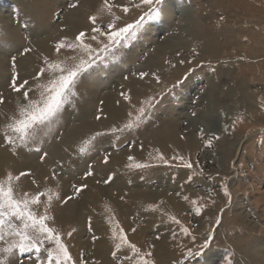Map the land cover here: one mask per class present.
Masks as SVG:
<instances>
[{
  "label": "rangeland",
  "instance_id": "1",
  "mask_svg": "<svg viewBox=\"0 0 264 264\" xmlns=\"http://www.w3.org/2000/svg\"><path fill=\"white\" fill-rule=\"evenodd\" d=\"M166 7L173 9L172 16L163 13ZM178 8L198 20V37L179 23L185 14ZM154 9L160 15L148 19ZM75 10L82 12L84 26L71 32L70 13ZM141 17L135 38L113 46L114 58L103 51L112 45L108 35ZM80 32L85 33L82 44L91 51L77 47L57 53L60 42L80 43L75 41ZM46 60L94 63L77 78L76 94L50 125L38 129L27 145L19 140L9 145L12 133L7 125L18 118V106L27 103L12 83L27 80L29 97L38 100L39 85L54 75L46 72L34 78L46 68ZM130 82L135 90L127 87ZM87 90H96L94 98ZM108 94L120 115L105 113L103 99ZM0 98V181L9 173L16 177L24 172L27 175L12 182L17 198L24 193L53 195L50 205L45 195L32 209L38 216L47 209V224L59 234L71 264H140L147 252L152 264H264V0H153L151 5L109 0L108 7L104 0H0ZM80 106H92L88 117L80 114L83 123L91 124L84 129L76 128ZM140 109L145 114L138 127L111 133L134 120ZM168 119L177 121L170 134L174 142L144 147L143 128L157 130ZM93 136L94 141L85 143ZM67 140L72 143L64 145ZM17 151V159L28 162V169L21 170L19 161L3 162ZM113 157L122 160L114 163L117 172ZM185 162L192 168L184 167ZM101 186L111 188L112 200H95L89 210L81 207L91 194L101 193ZM118 186L124 191L113 190ZM148 193L152 200L146 198ZM74 202L79 203L84 231L79 249L70 243L75 226L64 231L54 217ZM115 205L120 214L113 211ZM9 223L22 227L15 218ZM121 229L141 255L127 245L116 249ZM17 240L6 228L0 249ZM55 248L45 241L39 253L17 248L10 256L0 252V258L8 264H48V251L55 255ZM96 249H101V258L94 256Z\"/></svg>",
  "mask_w": 264,
  "mask_h": 264
},
{
  "label": "snow or ice",
  "instance_id": "2",
  "mask_svg": "<svg viewBox=\"0 0 264 264\" xmlns=\"http://www.w3.org/2000/svg\"><path fill=\"white\" fill-rule=\"evenodd\" d=\"M158 2V0H157ZM144 4L151 5L153 0H143ZM104 6H109V0H104ZM73 8L77 7L76 4L72 5ZM124 12L128 11V8L123 9ZM104 8L100 9L99 14H103ZM160 15L159 11L153 10L148 16V19H156ZM90 19L95 23L96 17H90ZM143 17L136 24H128L127 26L120 27L118 31L112 32L108 35V40L112 42V45H106L103 51L107 52L113 58L115 57V51L113 46H119L121 41L126 45L129 40L134 39L136 36V31L142 26ZM94 31H99V29H94ZM85 36L84 32H80L76 37L75 41L80 43H64L60 42L55 45L57 53H59L64 48H72L75 50L77 47H83L86 51H91L87 48L86 45L82 44L81 38ZM95 39V37H93ZM25 52L30 51V49H25ZM14 60V58H13ZM94 60H81L78 64L66 65L61 62H50L45 61L46 68L41 69L35 79L39 80L40 77L44 76L46 72H52L53 78L49 79L46 83L40 84V98L38 100L31 99L29 97V91L26 86L28 81L24 80L22 83L17 84L15 81L12 83L13 91L21 93L24 97L26 104H21L18 106V118H13L12 122L7 125V128L11 136L7 137V142L9 145L16 146L17 140L20 141L21 145H27L30 140L35 139V134L38 129L47 127L50 125L60 114L63 109V105L69 101L71 96H74L76 93L74 91L75 83L77 78L84 72L88 71L92 67ZM58 73V75H56ZM22 89H24L22 91ZM3 99L0 98V103H3ZM144 109L139 110V115L135 117L134 120H129L125 123L123 127L112 128L110 131L112 134L122 133L124 131H131L134 127H138L142 122V117L144 116ZM131 115V114H129ZM99 119V117H97ZM101 135V133L96 134ZM219 139V137H214ZM95 140L93 136L89 141L85 143H91ZM208 147L212 146V140H208ZM84 148L80 149V152L83 153ZM129 159H132L129 157ZM163 160V156L160 157ZM183 161V157H179ZM107 163V160H105ZM147 165L136 164V168H143ZM184 167L192 168L190 162H185ZM91 174V173H89ZM27 175V173L21 172L19 176L13 177L11 173L8 174L6 180L0 181V240L4 239L6 228L11 229L12 234L18 238V240L9 244L8 247L0 249V252L10 256L13 253L14 249H17L21 252L24 251H35L39 253L41 251V245L45 241L52 242L56 245L55 255L52 251H48L47 261L48 264H71V256L68 253L66 246L61 242V238L56 231L49 227L47 221L49 216L47 215V209H45L44 214L37 215L33 209V205H38L40 203V197L47 195L48 204L50 205L53 200V195L47 194L45 192H38L34 196H29L28 193H24L22 198H17L14 193L13 180H19L21 176ZM83 187H87L84 185ZM81 188H76V191L79 192ZM225 195H229L227 192ZM56 199H60L59 195H55ZM71 199V197H68ZM153 210L155 206H152ZM197 214H199V209H197ZM11 218H15L22 222V227L17 229L9 223ZM174 219V218H173ZM187 233V229H183ZM71 236V232L68 233ZM114 238L116 233L113 234ZM118 243L116 244V249L119 250L122 245H127L133 253L137 255L140 254V250L135 244H132L128 241L126 235L123 233V229L120 230V235L118 237ZM151 256V252L143 253L140 264H152V262L147 259ZM0 264H8L6 258H0Z\"/></svg>",
  "mask_w": 264,
  "mask_h": 264
},
{
  "label": "bare ground",
  "instance_id": "3",
  "mask_svg": "<svg viewBox=\"0 0 264 264\" xmlns=\"http://www.w3.org/2000/svg\"><path fill=\"white\" fill-rule=\"evenodd\" d=\"M96 0H93V2H95ZM86 3H88L89 1H85ZM95 5L93 4V6H91V8H92V10L91 11H93V7H94ZM82 9V8H81ZM81 9L79 10V11H81ZM178 10L181 12V13H183V14H185L183 17L181 16L180 18V20H179V23H181L182 25H187L188 27L187 28H189V29H191V31H193L194 32V35L196 36V37H198L199 36V34H200V32H199V28H198V20H196V21H193V19H192V16H191V14L190 15H188L187 14V12L185 13V11H184V9H182V8H178ZM178 11V12H179ZM163 13L164 14H166V15H168V16H172L173 15V9L171 8V7H166V9H164L163 10ZM71 20H70V23H71V26L69 25V29H70V31L71 32H74V29H80V28H82V26H84L83 24H82V22H81V16H82V12H77L76 10H75V12L74 11H72L71 13ZM182 15V14H181ZM176 16V15H175ZM202 20V19H201ZM200 21V20H199ZM186 28V27H185ZM188 29V30H189ZM202 32V31H201ZM236 41V40H235ZM235 41H230V44H232L233 42H235ZM229 42V41H228ZM66 43H71V42H66ZM236 43V42H235ZM234 43V44H235ZM226 44H228V43H226ZM43 45V44H42ZM254 46V45H253ZM159 53V52H158ZM162 54V53H161ZM158 55V54H157ZM123 74V73H122ZM122 74H120V75H122ZM123 76V75H122ZM240 83H242L241 81H239ZM127 87L128 88H134L135 87V83L134 82H130L129 84H127ZM134 90H135V88H134ZM98 91V90H97ZM92 92H93V95H92ZM92 92L90 91L89 92V90H87L86 91V93H87V95H90L92 98H94V95H95V92H96V90H92ZM134 94H135V91H134ZM138 94V93H137ZM103 100H105V113L106 114H108V115H113V116H115V115H120L119 113H117V111H116V109L113 107V106H111V103H113V101H112V95L110 94H108V95H105L104 96V99ZM94 102V101H93ZM93 104V103H92ZM91 110H92V106H91V109L89 108L88 110L85 108V110L80 106V107H78V111H77V115L76 116H78V121L79 122H81V123H79L80 125L78 126V127H76V128H78V129H80V128H82V129H84V128H86V127H90L91 126V124H89V123H83V120H82V118H83V116H81L80 114L82 113V115H84V118L85 117H88V115L90 114V112H91ZM94 110V109H93ZM121 113V112H120ZM112 116V117H113ZM114 118H116V117H114ZM63 123H65V122H63ZM67 123H69V122H66L65 124L67 125ZM78 125V124H77ZM177 127V121L175 120V119H168V120H165V121H163L162 122V124L160 125V126H158V128H157V130L156 129H153L152 127L150 128V126L149 127H145V128H143V130L141 131V136L142 135H145L146 136V140L145 139H143V142L141 143L144 147H146L147 145H152V144H154L153 142H155V144H157V145H159V144H163L164 142H166V140H168L169 142H174L173 140H171V138H170V134L172 133V131L175 129ZM64 129V128H63ZM73 130H75V129H73ZM138 133V132H137ZM64 142H66V143H64V145L65 144H67V143H72V141L71 140H67V141H64ZM151 142V144H149ZM15 153V152H14ZM52 154V153H51ZM13 155V156H12ZM10 154V155H6V157L4 158V160H3V162L4 161H6V162H8V163H14V162H18L19 161V163L21 164V166H22V168L23 169H21V170H25V169H28V168H26L25 166H28L29 164H28V162H25V160H23V161H21V160H19V159H17V157H19V155H20V152L19 151H17V153L16 154ZM122 160L121 159H119V158H111V162H112V168L115 170V172H117L118 171V169H117V166L114 164L115 162H118L119 164H120V162H121ZM111 166V165H110ZM25 168V169H24ZM108 168V167H107ZM20 170V171H21ZM114 170H112V172L114 171ZM111 171V170H110ZM43 171H41V172H38L37 173V177H40V175L42 174L43 175ZM40 174V175H39ZM118 179V178H117ZM66 180H64V181H59L60 182V184L58 183V185H62L64 182H65ZM39 182V181H38ZM24 184V183H23ZM86 184H88L89 185V187L91 188V190H93V187H91L90 185H91V181H86ZM113 184V183H112ZM51 185V184H50ZM38 188V187H37ZM51 188H52V186H51ZM58 188H59V191H61V187H59L58 186ZM111 189V188H110ZM109 189V190H110ZM109 190H107V188H104V187H99V191H101V193L100 194H98V195H95V196H93L91 193V197H93V198H91L90 200H85V202L86 203H84V204H82L81 203V207H83V208H86L87 210H89V207H90V205H93V201H95V200H98V201H104L103 199H106L107 201L108 200H112V197L111 196H108V191ZM113 190H119V191H124L123 190V188H121V187H116V188H114L113 187ZM136 190H138L137 188H136ZM33 192V191H32ZM36 192V191H35ZM110 192V191H109ZM31 194V193H30ZM146 196V198H148V199H150V200H152L151 198H152V196H153V194H151V193H148L147 195H145ZM91 201V202H90ZM77 202H78V200H77ZM75 203L74 202V205H65V207L62 209V207H61V209H60V211L58 212V215L55 213V221H56V223L58 224V225H61L62 227L64 226V231H68V229H70L72 226H75V234L71 237V239H72V242H70L73 246H75L76 248H80V245H79V243H80V239L82 238V234H83V232L84 231H81V228H80V226H82L81 225V221H80V215H79V213H78V208H79V203ZM112 201H110V203H111ZM90 204V205H89ZM116 205H117V203H116ZM115 205V206H116ZM60 208V207H59ZM117 211V213L118 214H120V210H119V208L116 206V208H114V210L113 211ZM91 211V210H90ZM84 222V221H83ZM127 224H128V222H127ZM60 226V227H61ZM94 256L95 257H102V255H103V253H102V251H101V249H96L95 251H94ZM75 254H76V252H75ZM93 257V254L91 255V258ZM92 262H93V260H92ZM101 264H103V260L101 261Z\"/></svg>",
  "mask_w": 264,
  "mask_h": 264
}]
</instances>
